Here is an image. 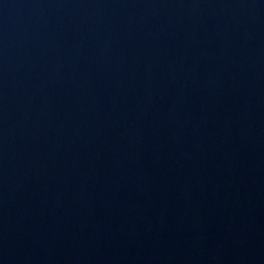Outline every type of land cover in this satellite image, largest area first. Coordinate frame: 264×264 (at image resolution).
<instances>
[{"label":"water","instance_id":"95a60500","mask_svg":"<svg viewBox=\"0 0 264 264\" xmlns=\"http://www.w3.org/2000/svg\"><path fill=\"white\" fill-rule=\"evenodd\" d=\"M0 264H264V0H0Z\"/></svg>","mask_w":264,"mask_h":264}]
</instances>
